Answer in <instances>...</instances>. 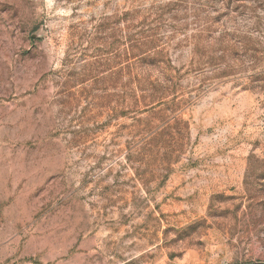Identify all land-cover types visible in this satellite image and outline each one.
Segmentation results:
<instances>
[{"label":"rangeland","instance_id":"obj_1","mask_svg":"<svg viewBox=\"0 0 264 264\" xmlns=\"http://www.w3.org/2000/svg\"><path fill=\"white\" fill-rule=\"evenodd\" d=\"M0 264H264V0H0Z\"/></svg>","mask_w":264,"mask_h":264}]
</instances>
